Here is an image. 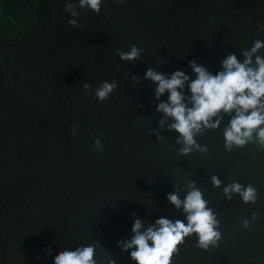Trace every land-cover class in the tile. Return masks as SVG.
I'll use <instances>...</instances> for the list:
<instances>
[{
    "label": "trees",
    "instance_id": "obj_1",
    "mask_svg": "<svg viewBox=\"0 0 264 264\" xmlns=\"http://www.w3.org/2000/svg\"><path fill=\"white\" fill-rule=\"evenodd\" d=\"M68 2L78 4L0 0V264H54L63 249L91 244L103 264L109 255L116 264H135L131 250L118 247L132 236V214L146 226L161 216L186 222L166 196L189 180L218 214L222 239L206 251L195 234L187 237L173 264H264V145L254 137L225 150V115L220 129L197 138L206 153L177 156L178 133L165 129L163 142L150 134L160 101L144 79L150 66L195 79L192 60L213 74L228 54L242 62L241 51L264 40V0H102L99 14L78 9L82 27L68 23ZM132 45L144 50L135 65L116 52ZM113 78L114 93L94 98ZM101 133L104 151L97 152ZM210 173L225 185L251 184L256 203L226 199ZM254 212L258 219L243 228Z\"/></svg>",
    "mask_w": 264,
    "mask_h": 264
},
{
    "label": "clouds",
    "instance_id": "obj_2",
    "mask_svg": "<svg viewBox=\"0 0 264 264\" xmlns=\"http://www.w3.org/2000/svg\"><path fill=\"white\" fill-rule=\"evenodd\" d=\"M123 4L124 0H118ZM65 11L70 14L68 23L73 27H82L79 17L83 9H90L96 14L101 12L102 0H78V4L68 2ZM258 27L264 31V22H258ZM264 40L256 39L250 48L241 51L244 59L241 62L237 55L228 54L220 61L221 70L213 74L206 66L197 61L189 62V67L196 74L195 79L184 71L176 70L164 74L149 67L144 79L154 85V99L160 101L156 110L161 114L158 128H150L157 140L163 142L162 134L176 132L177 156H187L196 152L206 153L207 146L198 143L197 138L209 130L220 129L225 115L230 119L223 128L224 147L227 151L243 148L254 137L264 145ZM122 61H131L135 65L144 56V50L132 45L128 51L116 50ZM130 73L127 71L126 75ZM134 84L140 83V77L131 75ZM118 86L113 78L111 82H101L94 92V98L105 101ZM86 94H92V85L84 83ZM167 100H161L165 94ZM190 93V94H189ZM69 132L77 135L76 126ZM94 140L93 147L97 152L104 151L101 137ZM214 187L223 186V195L231 200L239 195L244 203L255 204L258 199V189L251 184L239 182L224 184L218 175L209 174ZM181 192L185 193L181 198ZM166 199L180 212L186 222L170 220L161 216L153 224L145 225L144 219L133 213L132 236L118 242L123 252L130 251V258L135 264H173L174 255H179V245L185 243L187 237L193 234L197 237V247L211 250L218 247L222 239L219 231L218 214L209 207V201L204 198L202 190L195 180H189L183 188L174 186V191L168 193ZM260 213L254 212L251 218L243 220L242 227L247 229L254 223ZM98 244L81 245L75 251L63 249L54 257V264H103L97 253ZM48 254H51L49 250ZM107 264H116L112 255L107 257Z\"/></svg>",
    "mask_w": 264,
    "mask_h": 264
}]
</instances>
